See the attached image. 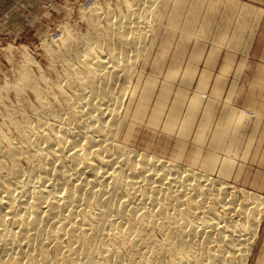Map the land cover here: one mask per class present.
<instances>
[{"label": "bare ground", "instance_id": "1", "mask_svg": "<svg viewBox=\"0 0 264 264\" xmlns=\"http://www.w3.org/2000/svg\"><path fill=\"white\" fill-rule=\"evenodd\" d=\"M189 1L96 2L88 32L69 31L51 52L63 63L54 79L21 70L12 86L32 93V105L0 113V264L251 263L264 195L230 177L243 112L228 102L221 125L195 132L178 123L177 94L163 116L178 69L160 88L158 79L142 83L148 65L162 71L154 48L168 46L170 25L182 22L183 38L203 33Z\"/></svg>", "mask_w": 264, "mask_h": 264}, {"label": "rangeland", "instance_id": "2", "mask_svg": "<svg viewBox=\"0 0 264 264\" xmlns=\"http://www.w3.org/2000/svg\"><path fill=\"white\" fill-rule=\"evenodd\" d=\"M96 2L107 9L114 8L116 0H0V113L8 112V108L16 115L22 113L23 107L29 110L33 102L32 93L18 96L17 89L12 86L19 83L21 70L30 69L34 81L43 74L54 79L63 69V63L51 52L65 48L63 39L69 31L79 36L88 32V19ZM189 4H193L190 6L193 12L189 15L196 23L195 27L205 26L203 33H200L201 36H196L199 33L196 32L190 38L185 37L186 47L182 43L185 38L181 37L184 33L181 29L185 28L183 23L170 25V29L174 30L171 29L168 46L162 49V53L158 47L154 48V58L158 57L163 72L158 70L156 74L148 65L142 83L158 79L157 86L160 88L166 82L164 76L168 69H178L180 75L175 92L168 100L170 103H167L163 116L164 119L170 117L177 94L179 99L185 100V103L180 100L178 123L192 125L195 132L202 130L210 133L218 124L221 125L223 106L228 102L242 111L241 124L246 132L241 135L235 152L228 151L234 159V171L230 177H242L238 182L240 188L264 195V0H190ZM183 17L181 20L187 21V17ZM241 21H244L243 25ZM204 33L208 37H203ZM183 47L184 50H181ZM27 56L36 61L35 66L25 64ZM185 86L186 90H183ZM197 94H200L199 101L194 100ZM256 94L263 99L257 98ZM255 95L256 101L251 104ZM14 104L21 109L11 106ZM16 109L20 111L15 112ZM258 112H262L261 115ZM225 125L226 120L222 127ZM263 246L264 223L250 264H256Z\"/></svg>", "mask_w": 264, "mask_h": 264}]
</instances>
